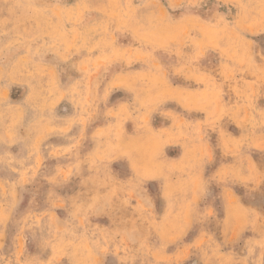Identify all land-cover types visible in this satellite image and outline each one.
<instances>
[{
    "label": "rangeland",
    "instance_id": "1",
    "mask_svg": "<svg viewBox=\"0 0 264 264\" xmlns=\"http://www.w3.org/2000/svg\"><path fill=\"white\" fill-rule=\"evenodd\" d=\"M0 264H264V0H0Z\"/></svg>",
    "mask_w": 264,
    "mask_h": 264
}]
</instances>
